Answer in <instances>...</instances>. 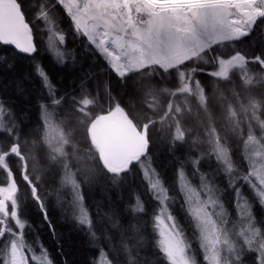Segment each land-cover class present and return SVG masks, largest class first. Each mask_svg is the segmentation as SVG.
Segmentation results:
<instances>
[{"label":"snow or ice","instance_id":"snow-or-ice-1","mask_svg":"<svg viewBox=\"0 0 264 264\" xmlns=\"http://www.w3.org/2000/svg\"><path fill=\"white\" fill-rule=\"evenodd\" d=\"M3 46L40 95L34 123L0 97V264H54L27 214L51 227L52 198L91 264H150L146 246L156 264H264V0H0ZM99 179L126 199L92 212Z\"/></svg>","mask_w":264,"mask_h":264},{"label":"trees","instance_id":"trees-1","mask_svg":"<svg viewBox=\"0 0 264 264\" xmlns=\"http://www.w3.org/2000/svg\"><path fill=\"white\" fill-rule=\"evenodd\" d=\"M67 27L66 21L64 28L67 29ZM68 39L71 40L72 38L68 37ZM258 39V36L246 38L241 46L248 47L252 42L258 41ZM74 47L80 48L81 46L77 42ZM44 55L45 53L42 51L41 57ZM87 55L86 49L80 52L82 59L79 61V65H84L86 70L89 65L95 63V58L88 60ZM5 60H7V65L4 64ZM44 63L61 82L66 80L71 85L77 80L76 75L70 74L71 69L62 72L52 62L44 61ZM28 64L29 61L27 59L18 56L10 47H0V97L17 106V109L22 112L25 123H28L29 114L32 115L34 123L37 100L32 97H38L40 93L37 91V86L32 84L31 81L28 84H24L23 87L26 91L22 92L20 87L22 81L17 79V77L27 76ZM10 66H14L15 71H11ZM153 153L161 171L171 175L172 161L169 154L165 151V146L154 147ZM84 195L85 203L92 212H95L97 205L115 207L126 199L120 189L111 187L103 179L96 180L91 184H85ZM48 213L51 227H49L48 222L43 220L38 208L32 205L28 207L27 214L35 222L30 230L29 240L35 239L38 243H41L48 250L54 264H91L93 246L89 244L87 235L75 225L70 215L65 212L55 198H52L49 204ZM193 246L196 247L195 242ZM142 259L150 261V264H156L155 258L149 253L147 246ZM249 264H251L250 261Z\"/></svg>","mask_w":264,"mask_h":264}]
</instances>
